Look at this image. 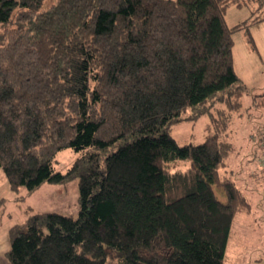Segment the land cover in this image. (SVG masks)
Instances as JSON below:
<instances>
[{"label":"trees","instance_id":"1","mask_svg":"<svg viewBox=\"0 0 264 264\" xmlns=\"http://www.w3.org/2000/svg\"><path fill=\"white\" fill-rule=\"evenodd\" d=\"M44 1L0 0V170L26 196L77 179L80 208L12 226L9 264H225L251 209L223 172L247 93L232 34L251 43L264 11L231 27L224 14L264 0ZM202 115L203 141L179 145L171 125ZM65 149L79 156L61 173Z\"/></svg>","mask_w":264,"mask_h":264},{"label":"rangeland","instance_id":"2","mask_svg":"<svg viewBox=\"0 0 264 264\" xmlns=\"http://www.w3.org/2000/svg\"><path fill=\"white\" fill-rule=\"evenodd\" d=\"M54 3L55 0H45L42 9ZM263 11L264 6L258 10L257 4L253 2H245L240 7L231 5L224 14V22L231 27L251 20L255 14L259 17ZM2 32L3 28H0ZM249 34L251 43L245 31L232 34L234 70L247 93L241 98L239 115H232L227 133L235 150L222 171L245 194L251 209L248 214L237 215L234 220L225 264H264V154L253 157L254 151H260L257 138L264 128V21L250 26ZM189 114L190 111H186L182 117ZM206 123V115L193 120L186 119L171 125L170 134L179 145L200 143L204 139ZM78 156L71 149L60 151L56 155L54 169L64 173ZM178 163L179 167L187 164ZM214 191L220 201L225 200L221 192L215 188ZM25 192L23 187L17 191L10 190L0 170V249H8L10 245L9 229L23 223L30 214L55 212L73 219L78 217L80 204L77 179L65 183H44L28 196Z\"/></svg>","mask_w":264,"mask_h":264},{"label":"crops","instance_id":"3","mask_svg":"<svg viewBox=\"0 0 264 264\" xmlns=\"http://www.w3.org/2000/svg\"><path fill=\"white\" fill-rule=\"evenodd\" d=\"M6 242V245H8L7 244V241H5ZM8 249H9V246H8ZM8 249H7V247L6 248H1L0 249V255H1V253H3V251H5L4 253L6 254V252L8 251ZM3 253V256L1 255L0 256V258H1V262H0V264H8V261H6V256H5V254Z\"/></svg>","mask_w":264,"mask_h":264},{"label":"built area","instance_id":"4","mask_svg":"<svg viewBox=\"0 0 264 264\" xmlns=\"http://www.w3.org/2000/svg\"><path fill=\"white\" fill-rule=\"evenodd\" d=\"M263 141H264V139H263ZM264 143V142H263Z\"/></svg>","mask_w":264,"mask_h":264}]
</instances>
